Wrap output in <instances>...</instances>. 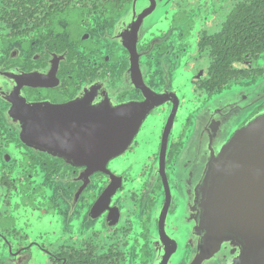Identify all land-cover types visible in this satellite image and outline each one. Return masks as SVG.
I'll return each mask as SVG.
<instances>
[{
	"label": "flooded vegetation",
	"instance_id": "1",
	"mask_svg": "<svg viewBox=\"0 0 264 264\" xmlns=\"http://www.w3.org/2000/svg\"><path fill=\"white\" fill-rule=\"evenodd\" d=\"M134 1L0 0V264H148L160 161L264 82V0Z\"/></svg>",
	"mask_w": 264,
	"mask_h": 264
},
{
	"label": "water",
	"instance_id": "2",
	"mask_svg": "<svg viewBox=\"0 0 264 264\" xmlns=\"http://www.w3.org/2000/svg\"><path fill=\"white\" fill-rule=\"evenodd\" d=\"M140 8L147 17L165 6ZM262 84L228 87L212 96L193 113L171 169L165 157L160 161L162 187L152 212L148 264L184 262L187 253V264H264ZM119 130L121 124L110 135L113 153Z\"/></svg>",
	"mask_w": 264,
	"mask_h": 264
},
{
	"label": "rangeland",
	"instance_id": "3",
	"mask_svg": "<svg viewBox=\"0 0 264 264\" xmlns=\"http://www.w3.org/2000/svg\"><path fill=\"white\" fill-rule=\"evenodd\" d=\"M234 87H236V86H234ZM40 264H43V262H39Z\"/></svg>",
	"mask_w": 264,
	"mask_h": 264
}]
</instances>
